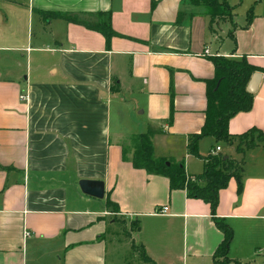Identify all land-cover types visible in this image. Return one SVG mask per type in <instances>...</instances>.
<instances>
[{"label":"crops","instance_id":"0c3cea01","mask_svg":"<svg viewBox=\"0 0 264 264\" xmlns=\"http://www.w3.org/2000/svg\"><path fill=\"white\" fill-rule=\"evenodd\" d=\"M226 1L231 21L210 25L187 0H0V264H127L113 217L136 224L131 240L150 264H215L223 235L214 217L233 232L227 264H264V142L237 152L240 135L264 134V73L252 109L229 121V141L199 142L208 154L220 143L241 169L215 216L131 163V137L152 126L164 130L151 139L154 156L201 174L186 145L204 124L209 59L245 58L264 71V0ZM40 12H108L120 37L106 45ZM80 180L101 181L104 198L84 196Z\"/></svg>","mask_w":264,"mask_h":264},{"label":"trees","instance_id":"16d2710c","mask_svg":"<svg viewBox=\"0 0 264 264\" xmlns=\"http://www.w3.org/2000/svg\"><path fill=\"white\" fill-rule=\"evenodd\" d=\"M194 6L204 7L209 14L210 25L214 19L224 16H232L233 8L226 0H187ZM43 18H59L68 23L80 25L90 31L100 33L109 45L114 37H120L111 27L110 13H96L91 15H63L54 13H39ZM231 21V19H229ZM251 23V11L246 17V29ZM234 27V25H233ZM230 37L232 34L230 33ZM210 62L214 66V77L205 81L206 85V109L204 112V124L198 134L189 136L187 151L193 157L204 162L201 174L194 177H187L184 171V164H175L171 161L157 159L154 156L151 139L155 135L164 133L163 129L148 127L146 134L131 137L133 154L131 163L134 169L144 170L148 174L163 176L168 179L170 191L183 190L188 199L201 200L209 205L212 215L218 206V194L225 189L228 182L234 178L240 180L241 169L239 164L228 160L219 154H208L201 157L198 154V142L207 137H212L216 142H228L229 121L239 113H246L252 109L253 95L246 92V85L250 77L264 71L250 65L245 58L240 61L229 60L221 56L211 57ZM171 118L168 120V125ZM256 135V139L253 136ZM240 144L237 152L242 153V144L245 149L255 147V141L264 142V134L257 130H250L240 135ZM247 141V143H244ZM166 163L169 166H166ZM241 187H238V192ZM114 206V205H113ZM216 228L222 233L223 239L217 247L213 259L215 264H227L229 246L233 239V232L221 219L214 217ZM150 262V261H149Z\"/></svg>","mask_w":264,"mask_h":264},{"label":"rangeland","instance_id":"374dc122","mask_svg":"<svg viewBox=\"0 0 264 264\" xmlns=\"http://www.w3.org/2000/svg\"><path fill=\"white\" fill-rule=\"evenodd\" d=\"M225 19H227V20L232 19V16H224L222 18H216V19H214V22L219 21V20H225ZM199 142H198V147H197L198 154L201 157H203L204 154H205V156H207V154L209 153V150H210V146L205 144V146L202 147L203 150L201 149V151H200ZM187 143H188V141H187ZM212 146L222 147L220 143H217L215 145L213 144ZM186 151H187V145H186ZM187 153H188V151H187ZM156 158L158 159V157H156ZM159 159H161V158H159ZM163 160H165V159H163ZM120 219L121 218H119V220H118V218L113 217V222L115 224L113 225L114 234L112 235L113 239L123 240V243H125V246H123L122 250L120 251L119 257H122L123 259H125L127 264H150L145 259L144 255L142 254V251L139 249V247L137 245H135L133 240H131L132 235L137 230L136 224L132 221L131 222L128 221L126 223L122 222L121 224H119L118 221H120Z\"/></svg>","mask_w":264,"mask_h":264},{"label":"water","instance_id":"95a60500","mask_svg":"<svg viewBox=\"0 0 264 264\" xmlns=\"http://www.w3.org/2000/svg\"><path fill=\"white\" fill-rule=\"evenodd\" d=\"M262 75L259 72L254 73L246 85V92L253 95L261 81ZM166 166H169L166 163ZM78 187L80 192L87 197L102 200L105 195L104 184L101 181H92V180H80L78 182Z\"/></svg>","mask_w":264,"mask_h":264},{"label":"built area","instance_id":"2783aa9c","mask_svg":"<svg viewBox=\"0 0 264 264\" xmlns=\"http://www.w3.org/2000/svg\"><path fill=\"white\" fill-rule=\"evenodd\" d=\"M205 54H207V51H205ZM23 100V98H21ZM220 152V148L217 146L214 148V150L212 151V154H218ZM168 212V208L167 207H162L157 213L160 215H165ZM26 236H28V234H26Z\"/></svg>","mask_w":264,"mask_h":264}]
</instances>
